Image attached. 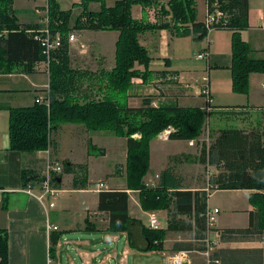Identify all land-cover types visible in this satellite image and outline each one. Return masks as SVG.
<instances>
[{"label":"trees","instance_id":"obj_1","mask_svg":"<svg viewBox=\"0 0 264 264\" xmlns=\"http://www.w3.org/2000/svg\"><path fill=\"white\" fill-rule=\"evenodd\" d=\"M60 0H47L46 25H23L13 10L14 0H0V73L11 74L24 66L29 74L35 64L48 63V89L42 102L32 106L10 108L8 120L9 149L16 153L43 152L52 145V135L62 125L83 126L88 132H110L126 140L124 164L125 189L102 190L98 194L97 211L108 215V230L125 233L129 246L139 252H161L169 233L184 235L185 241L175 242L171 250L202 251L207 227L205 212L208 196L205 190L192 191L184 187V180L174 165H168L159 174L152 187H146L144 179L150 166V143L161 132L171 128L168 139L191 141L198 139L205 127L206 115L202 108H184L177 105L152 106L151 98H143L140 107L128 105L131 81L151 72L148 51L139 42V36L148 30L182 28L180 35H193L203 40L207 33L204 22L197 21L194 0H169L160 6L159 23L144 24L134 20V5L146 8L152 0H119L106 6L104 0H82V12L74 24L69 25L71 9L61 10ZM99 3L100 9L92 12L87 5ZM207 13L214 6L226 17L215 30L231 32V89L234 93L248 95L249 77L264 75V60L250 57L251 49L241 33L248 28V0H206ZM156 5V4H155ZM48 29L61 37V45L46 54L45 46L38 39L40 30ZM76 30L117 32L115 65L110 71L92 73L70 67L68 36ZM219 115L233 116L228 111ZM229 108V107H222ZM236 108V107H234ZM89 151L100 149L88 142ZM179 157H174V159ZM198 161L207 166L222 168L207 181L213 191L249 190V202L255 208L249 213V223L243 229H213L219 242L264 243V134L259 131L245 132L227 128L209 147H202ZM174 163L172 159L170 164ZM66 167L64 173H69ZM77 176V182L85 179L86 172ZM22 173L24 185L31 176ZM59 176V175H58ZM128 191L136 192L142 211L166 212V227L147 229L138 219L130 216ZM145 245L140 247L137 238ZM57 235L50 234V247L56 245ZM211 264H264V247L253 249H219L210 257ZM0 264H8L7 234L0 230Z\"/></svg>","mask_w":264,"mask_h":264},{"label":"crops","instance_id":"obj_2","mask_svg":"<svg viewBox=\"0 0 264 264\" xmlns=\"http://www.w3.org/2000/svg\"><path fill=\"white\" fill-rule=\"evenodd\" d=\"M116 1L119 0H104L106 6H112ZM154 1L157 4L150 6L160 9V6L165 5L169 0ZM248 4V28L241 33L242 39L251 49V58L264 60V31L258 28L264 19V9L253 6L251 0H248ZM204 9L207 13L206 0H204ZM37 12V10L33 11L35 16L33 18L35 19L19 22L23 25L39 24L40 17H38ZM131 16L134 20L144 24L156 25L159 23V15L150 19L147 7L143 8L140 5L132 7ZM197 21L203 22V19L197 17ZM181 29L148 30L139 36L140 44L145 47L150 57L147 69L151 73L145 76V80L141 77L132 79L127 100L130 107H140L143 98H151V104L154 107L177 105L184 108H203V102L197 105L191 104L197 98L202 99V96L197 91L199 86L196 81L193 82V85L186 81L185 77L189 76L190 73L184 70L187 65L184 50L185 40L196 39L193 35H180ZM229 32L226 30L210 32L207 35V48L205 49V45L202 48L208 53L206 71L211 91L210 104L221 107L217 109L218 111L264 110L263 74L250 75L249 92L248 95L243 96V102H240L241 99L234 101V98L226 100L222 93L221 88L226 89L227 92L230 91L231 32ZM72 33L76 35L75 41L69 43L68 54L72 69L96 72L99 70L109 71L114 67L117 32L76 30ZM24 69L25 65H22L11 74L0 73V230H4L7 234L8 264H142L137 253L161 254L166 261L153 264H167L168 258L176 253L171 250L172 245L175 242L185 241V238L180 239L178 237L174 240L173 237L171 241L169 239L173 233H169L166 236L168 241L165 240L163 251L142 253L129 246L125 233L110 232L108 230V215L97 211L100 191L126 188L124 179L125 139L123 148L120 145L119 150H114L113 153L109 154V157L113 155L110 161L114 168L121 166L123 159V173L117 174L114 170H110L104 178L92 179L88 176L87 170V163L92 158L87 151V143L91 140L84 142L86 146L83 153H80L76 147L78 135L74 134V131H78V134L83 133L87 139V131L80 129L81 126H61L58 132L65 129L66 135L74 141L67 148L62 140L59 141L58 133L57 135L54 134L56 136L51 156L66 163L65 166L70 169V172L59 176L52 174L51 187L60 192L52 208L49 207L52 202L49 197H45L43 202L38 200L42 194V185L45 179L43 159L45 155L42 152L27 154L10 151L8 120L10 108L29 107L34 104L36 99L46 96L48 72L43 63L35 64L29 74ZM214 73L222 74V79L218 75L214 77ZM189 101L191 102L188 103ZM155 139L161 142L172 141ZM188 143L189 149L164 155L163 166L154 172V176L156 177L170 165L171 159L176 163L186 158L192 147ZM98 148L104 151V155H99L100 157H108V151L105 148ZM174 157L179 158L174 159ZM82 165H85L86 170L80 172V170L75 169L76 167L82 168ZM24 171H27L31 176L26 185H24L22 177ZM83 172H86V181L82 179L74 186V181L77 179L75 177L83 175ZM180 177L182 178V176ZM98 185H102V187ZM184 187L192 191L205 190V187ZM216 192H235L241 197L234 199L231 203L213 206V208L219 209L215 229L246 228L249 223V213L255 210L249 202V195L253 192L249 190H217ZM127 193L130 198L128 204L130 216L140 220L143 224L147 219V212L141 210L136 192L128 191ZM207 208H211L209 197ZM160 213L166 214V212H157L159 216ZM48 227H56L57 229L53 231L49 230ZM162 227L165 228L166 224ZM52 232L58 237L53 249L50 247V234ZM212 236L216 237L218 234L214 231ZM137 244L140 247L145 245L139 237ZM263 247L264 243L261 241L220 242L217 250L260 249ZM191 264H203V258L198 254H192Z\"/></svg>","mask_w":264,"mask_h":264},{"label":"rangeland","instance_id":"obj_3","mask_svg":"<svg viewBox=\"0 0 264 264\" xmlns=\"http://www.w3.org/2000/svg\"><path fill=\"white\" fill-rule=\"evenodd\" d=\"M82 0H60L59 1V6L61 10H68L71 9V17L69 21V25L74 24V21L76 17L82 12V8L80 7V3ZM197 6L196 14L197 17L200 19H203V21L206 20L207 13L204 9V0H194ZM153 3L157 4L153 0ZM251 3L253 6H256L257 8L264 9V0H251ZM152 4V5H155ZM46 5H47V0H14L13 3V10L15 11L16 17L18 19V22H25V20L29 19H35L33 15V11L37 10L38 12V17H40V22L39 24L41 25H46L47 19H46ZM99 8V3H90L87 5V10L88 11H98ZM155 12H150L149 10H154ZM148 10V16L150 19L156 18L157 15H159L160 9L155 6H150L147 7ZM19 22V23H20ZM21 24V23H20ZM215 31V30H213ZM227 31V30H226ZM74 32V31H73ZM212 32V31H211ZM229 32V31H228ZM230 33V32H229ZM219 34V33H218ZM208 35V34H207ZM220 35V34H219ZM229 36V34L227 33ZM242 37V35H241ZM207 38L203 40H194L192 38H189L185 40V45H184V50H185V58L187 61V65L185 67V71H189L190 75L186 76L185 79L186 81L190 82L191 85H193V82H197L198 86H200V81L201 78L204 75H208L207 73V61L208 57L204 59H197V56L200 54H206L208 56V53L206 50H203L202 48L205 45V49L207 48ZM230 49H231V33H230ZM231 51V50H230ZM114 65H115V53H114ZM112 70V69H111ZM100 71L104 70H99L96 72L92 73H98ZM110 71V70H109ZM216 75L219 76L220 79H222V74L214 73V77ZM199 88V87H198ZM48 89V87H47ZM46 89V90H47ZM230 91H226L223 88H221L222 93L225 97L226 100H229L230 98H234V101H241L243 102L244 97L246 95H240L236 94L232 91L231 89V77H230ZM209 94L211 96V91L209 88ZM230 95V96H229ZM42 96V95H41ZM229 97V98H228ZM257 97V96H256ZM259 97V96H258ZM43 97H40L41 99ZM189 101L188 103H190ZM203 102V108L202 110L204 111V108L206 107V99L204 97L197 98V100L193 103L192 105H197V104H202ZM230 104H242V103H230ZM250 109V107H249ZM234 113L233 116H228V115H219L216 111H213L211 114L207 116L206 112V119H205V127L203 130V133L201 136L196 139V140H191L193 142V146L191 147V152L187 154V157L184 159H181L179 162L171 163L170 165H174V169L176 172L182 176L184 179V186L191 187V188H198V187H207V181L211 175L216 176L219 172L222 171V168L219 167H212V166H207L203 165L198 161L199 155H200V150L202 147H209L210 144L215 140V138L219 135L220 131L223 129L227 128H238L241 129L245 132H251V131H259L260 133L264 134V110H247V111H231ZM63 126V125H62ZM78 126V125H75ZM80 129H85L83 126ZM85 131H87L85 129ZM58 135L60 136L59 141H63L64 145L66 147H70L72 141L65 133V129L60 130L57 132ZM56 133V135H57ZM162 133V132H161ZM160 133V134H161ZM71 134V133H70ZM74 134L78 135L77 137V142H76V147L80 153H83V150L86 146L84 142L86 140H91V144L96 145V147H103L108 151V157L103 158L97 155L98 151L91 150L89 151L88 148V143H87V151L88 153L92 156V158L89 159V162L87 163V170H88V176L90 178H104L105 174L107 172L115 171L117 174L123 173V159H122V164L121 166H117L114 168L113 163H111V158L113 155L109 157V154L115 150H119V147L125 145V140L124 138H119L114 136L110 132H88L87 131V139H85L84 134H78V131L75 132ZM159 134V135H160ZM52 135V145L51 149L53 151V146L55 142V136ZM159 135L156 138H159ZM150 143V158H151V163L149 166V171L144 179V184L146 187H152L155 182L156 178L154 176V172L161 168L163 166V158L164 155L172 152H178V151H185L188 148L187 142L183 141H167V142H161L157 141L156 139H153ZM92 144V145H93ZM94 145V146H95ZM125 147V146H124ZM68 151V149H66ZM52 154V152H51ZM76 155V153H74ZM52 157V156H51ZM53 158V157H52ZM126 158V157H125ZM55 159V158H53ZM59 161L62 166H63V171L61 174L64 173V169L66 168L65 164L63 161L56 159ZM125 164V163H124ZM121 167V168H120ZM75 168V167H74ZM76 170H80V172L86 170L85 165H82V168L76 167ZM82 170V171H81ZM79 172V173H80ZM60 174V175H61ZM125 179V178H124ZM239 195V196H237ZM238 197H241L240 194H237L235 192H216L211 190L210 196H209V206L213 208V206H220L221 203H231L234 199L236 200ZM239 199V198H238ZM58 203V202H57ZM136 207V206H135ZM154 213L156 218L158 219L161 227L166 224V214H162L159 216L157 212H151ZM148 215V213H147ZM216 217V222L217 218ZM226 218V216H225ZM148 220V216L146 221L143 223L144 226H146ZM163 228V227H162ZM174 237V238H173ZM185 238L184 235L178 234H172L171 238L169 240H175L176 238L178 239ZM173 238V239H172ZM166 241H168V238H166ZM137 255L141 258V263L142 264H153L156 262H162L166 261L164 258L161 256V254H156V253H151V254H141L137 253ZM168 264V262H166ZM162 264V263H161Z\"/></svg>","mask_w":264,"mask_h":264},{"label":"built area","instance_id":"obj_4","mask_svg":"<svg viewBox=\"0 0 264 264\" xmlns=\"http://www.w3.org/2000/svg\"><path fill=\"white\" fill-rule=\"evenodd\" d=\"M214 6L213 11L211 13H207L206 20L204 22V27L206 30V33L209 34L211 31L215 30V25H218L219 23H224V18L226 17L221 11H219L218 8H215ZM150 12H155L154 10H149ZM258 28L262 31H264V19L260 22ZM40 36H38V39L41 41V43L45 46L46 54L49 56L50 52L54 51L61 45V37L56 34L52 35L48 29H42L39 32ZM76 35L71 33L68 36V43L75 41ZM208 56L206 54H200L197 56V59H204L207 58ZM46 67V71L48 68V63L44 64ZM200 86L198 88V93L200 96L204 97L206 99V107L204 108V112H206L207 116L210 114V94H209V80H208V75H204L201 78L200 81ZM264 89V85H263ZM44 99H36L35 102L40 103ZM172 131L171 128H168L164 130L160 135L159 139L161 140H167L169 133ZM189 146H193V142L189 141ZM51 145H48L47 149L43 151L42 153L45 155L44 156V163H45V179L43 181L42 185V194L38 197V200L40 202H43L45 197H49L52 202L49 204V207L52 208L54 206V201L57 199L59 195V191L56 189H53L51 187V180H52V174L55 175H60L63 171V166L62 164L57 161L56 159H53L51 157ZM156 179L158 178V175L155 177ZM99 187H102V185H98ZM29 190V189H28ZM211 188L208 186L205 188V192L207 196L209 197L211 193ZM29 193V191H28ZM219 214V209L218 208H207L205 212V219H206V227H207V233H206V238L203 241V244L205 246V249L202 251H181L178 253H175L171 255L168 258V264H191V255L192 254H198L203 258V264H211L210 262V257L211 254L213 253L214 250H216L220 244L218 240V236L214 237L212 236V233L214 232V228L216 225V217ZM148 220L146 224V228L150 230H156L160 229L161 225L154 215V213H148ZM49 230L55 231L57 228L56 227H48ZM218 264V262H216Z\"/></svg>","mask_w":264,"mask_h":264}]
</instances>
